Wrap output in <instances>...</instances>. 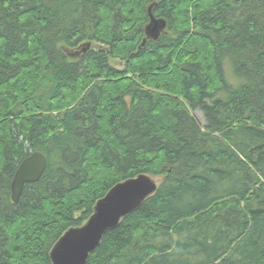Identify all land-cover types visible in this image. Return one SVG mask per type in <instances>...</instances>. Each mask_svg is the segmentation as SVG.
<instances>
[{"label":"trees","instance_id":"obj_1","mask_svg":"<svg viewBox=\"0 0 264 264\" xmlns=\"http://www.w3.org/2000/svg\"><path fill=\"white\" fill-rule=\"evenodd\" d=\"M140 174L156 193L86 264H264V0H0V264H52Z\"/></svg>","mask_w":264,"mask_h":264},{"label":"water","instance_id":"obj_2","mask_svg":"<svg viewBox=\"0 0 264 264\" xmlns=\"http://www.w3.org/2000/svg\"><path fill=\"white\" fill-rule=\"evenodd\" d=\"M156 4L149 8L150 23L146 27L147 38L143 45L148 39L158 40L168 26L165 19L153 16ZM48 165V157L41 151L31 153L20 163L11 184L14 203L20 201L27 185L37 183L44 176ZM158 185V180L149 174H140L114 185L98 200L94 213L83 225L70 228L55 243L50 252L52 264H86L106 233L116 229L124 218L138 210L156 193Z\"/></svg>","mask_w":264,"mask_h":264},{"label":"rangeland","instance_id":"obj_3","mask_svg":"<svg viewBox=\"0 0 264 264\" xmlns=\"http://www.w3.org/2000/svg\"><path fill=\"white\" fill-rule=\"evenodd\" d=\"M96 47H98V46H96ZM118 64V63H117ZM118 67H121L119 64H118ZM197 117L199 118V120L202 122V123H204V119H203V116H202V114H201V112H197ZM157 180H158V182L160 183L161 181H162V178L161 177H157L156 178ZM80 213H77V215H79Z\"/></svg>","mask_w":264,"mask_h":264},{"label":"bare ground","instance_id":"obj_4","mask_svg":"<svg viewBox=\"0 0 264 264\" xmlns=\"http://www.w3.org/2000/svg\"><path fill=\"white\" fill-rule=\"evenodd\" d=\"M82 47V46H81ZM141 47V46H140ZM143 47V46H142Z\"/></svg>","mask_w":264,"mask_h":264}]
</instances>
